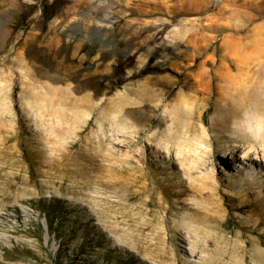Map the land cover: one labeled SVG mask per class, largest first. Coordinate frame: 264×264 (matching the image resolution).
Returning a JSON list of instances; mask_svg holds the SVG:
<instances>
[{
    "label": "rangeland",
    "instance_id": "1",
    "mask_svg": "<svg viewBox=\"0 0 264 264\" xmlns=\"http://www.w3.org/2000/svg\"><path fill=\"white\" fill-rule=\"evenodd\" d=\"M0 264H264V0H0Z\"/></svg>",
    "mask_w": 264,
    "mask_h": 264
},
{
    "label": "trees",
    "instance_id": "2",
    "mask_svg": "<svg viewBox=\"0 0 264 264\" xmlns=\"http://www.w3.org/2000/svg\"><path fill=\"white\" fill-rule=\"evenodd\" d=\"M54 211L52 208L48 211V212H45L44 214V217H45V221H46V224H47V227L50 231L53 230V228L55 227V214H54Z\"/></svg>",
    "mask_w": 264,
    "mask_h": 264
},
{
    "label": "bare ground",
    "instance_id": "3",
    "mask_svg": "<svg viewBox=\"0 0 264 264\" xmlns=\"http://www.w3.org/2000/svg\"><path fill=\"white\" fill-rule=\"evenodd\" d=\"M255 127V126H254ZM256 128H258L257 126H256ZM260 128V127H259ZM259 131V130H258ZM257 133V132H256ZM257 156V155H256ZM7 216V215H6ZM20 218V217H19ZM215 243V242H214Z\"/></svg>",
    "mask_w": 264,
    "mask_h": 264
}]
</instances>
